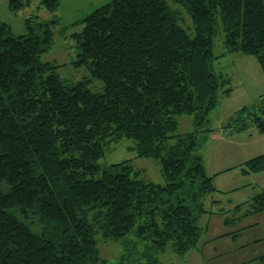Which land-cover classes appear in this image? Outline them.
<instances>
[{"label":"trees","instance_id":"trees-1","mask_svg":"<svg viewBox=\"0 0 264 264\" xmlns=\"http://www.w3.org/2000/svg\"><path fill=\"white\" fill-rule=\"evenodd\" d=\"M41 3L53 13L59 1ZM170 4L184 9L191 32ZM55 20L25 23L17 36L0 21V264H98L97 233L121 241L127 264H160L155 254L167 247L184 255L215 186L198 131L176 134V117L192 115L197 128L208 121L223 82L213 71L217 34L225 53L250 55L264 71V0H111L71 35L72 66L88 73L78 82L40 59ZM93 81L100 87L88 88ZM261 106L230 126L240 132L249 119L263 134ZM106 139L132 140L165 183L139 179L129 159L100 168ZM242 170L264 171V154ZM253 207L264 210V192ZM131 235L153 240L140 259Z\"/></svg>","mask_w":264,"mask_h":264},{"label":"rangeland","instance_id":"rangeland-1","mask_svg":"<svg viewBox=\"0 0 264 264\" xmlns=\"http://www.w3.org/2000/svg\"><path fill=\"white\" fill-rule=\"evenodd\" d=\"M10 0H0V21L7 24L14 35H22L27 32L25 23L51 22L56 19L51 27L52 41L51 48L40 55L41 61L58 65V74L62 79H70L78 82L83 77H87V69L84 66H72L76 60V47L72 34L81 29L80 20L94 11L98 6L109 3L111 0H58L59 4L51 13L47 11L42 0H20V6L15 11L11 10ZM177 10L179 24L191 32V20L180 6L170 4ZM66 29V30H65ZM65 30V31H64ZM213 53L218 56L213 64V71L218 75L219 87L216 92L217 98L215 106L206 116V124L197 128L192 115L183 114L177 116L176 134L194 133L198 131L197 140L200 147L197 153L200 154L206 173L215 172V169H224L230 166L236 159L229 150L236 147L242 148L245 155L241 157H252L264 153V133L258 132L257 128L246 120L245 130L236 131L230 125L241 118L247 119L251 112L261 114L259 104L264 103V73L259 71L254 57L246 56L249 62L242 59V53H225L223 49L222 33L214 36ZM225 58H222L223 56ZM244 56V55H243ZM101 83L93 81L88 88L100 87ZM246 110V111H245ZM132 140H109L104 143L103 158L98 160V165L103 168L109 164L130 160L135 171L139 172L138 178L145 182H152L163 185L164 177L161 176V166L156 159L150 157H136ZM239 147V148H237ZM228 162V163H227ZM219 164V165H217ZM220 174H227L222 173ZM259 188H264V180L260 181ZM207 200V199H206ZM204 199V201L206 202ZM203 219L199 225H202ZM96 248H98V264H127L122 258L124 250L121 241L105 239L97 233ZM203 234H201V238ZM127 244L137 242L135 246L138 254L132 258L140 259L138 256L144 251V244L152 245L153 240H140L133 235L128 236ZM126 243V242H125ZM262 247V245H259ZM151 247V246H150ZM202 253V252H201ZM200 250L190 249L184 255H176L167 247L163 251L156 252L160 264H225L223 259L206 260L202 257ZM245 254V253H244ZM248 254V253H247ZM246 257V256H244ZM136 259V260H137ZM228 260V259H227ZM142 264L144 260L142 261ZM133 264H136L133 262Z\"/></svg>","mask_w":264,"mask_h":264},{"label":"crops","instance_id":"crops-1","mask_svg":"<svg viewBox=\"0 0 264 264\" xmlns=\"http://www.w3.org/2000/svg\"><path fill=\"white\" fill-rule=\"evenodd\" d=\"M243 55L238 57L249 62L247 55ZM254 62L264 73L258 62ZM229 152L236 159L224 169L207 174L204 164L205 174L212 177L215 191L203 197L206 212L197 220L203 237L200 235L195 249L200 250L206 260L224 259L225 264H264V210H253L255 195L264 192V188L258 189L261 187L258 183L264 180V171L243 173L245 161L252 157H241L245 155L242 148H231ZM201 219L203 222L199 225Z\"/></svg>","mask_w":264,"mask_h":264}]
</instances>
